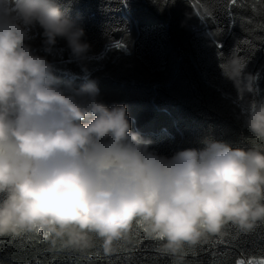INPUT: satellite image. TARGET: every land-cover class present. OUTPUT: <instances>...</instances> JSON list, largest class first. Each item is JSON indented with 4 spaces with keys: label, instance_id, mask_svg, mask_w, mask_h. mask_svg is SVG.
<instances>
[{
    "label": "clouds",
    "instance_id": "obj_1",
    "mask_svg": "<svg viewBox=\"0 0 264 264\" xmlns=\"http://www.w3.org/2000/svg\"><path fill=\"white\" fill-rule=\"evenodd\" d=\"M78 2L0 0V237L43 230L50 246L79 251L95 237L107 252L135 220L183 264L187 249L227 225L241 233L264 225V100L249 99L256 77L225 68L243 98L249 147L204 137L162 153L89 78ZM35 29L44 54L29 42ZM60 41L84 74L79 86L48 58Z\"/></svg>",
    "mask_w": 264,
    "mask_h": 264
},
{
    "label": "trees",
    "instance_id": "obj_2",
    "mask_svg": "<svg viewBox=\"0 0 264 264\" xmlns=\"http://www.w3.org/2000/svg\"><path fill=\"white\" fill-rule=\"evenodd\" d=\"M218 0H79L72 9L91 45L89 78L97 81L109 105L125 104L133 130L151 147L171 154L200 147L204 137L247 148L245 106L221 64L243 61L241 71L256 77L249 99L264 100V30L253 12L259 0H239L231 12L213 7ZM240 5H245L242 8ZM252 23L249 24L248 21ZM217 30L220 35L214 36ZM124 44L116 48L115 42ZM215 41V42H214ZM247 41V44L242 43ZM39 54V29L29 41ZM217 44L222 45L218 48ZM223 56V60L221 59ZM48 58L60 78L79 86L83 73L60 41ZM252 143H256L252 141ZM79 251L62 243L52 247L37 232L0 237L3 264H174L134 220L128 236L105 251L93 237ZM142 241V242H141ZM220 241V243H217ZM264 258V225L241 233L227 225L224 235L187 249L183 264H235Z\"/></svg>",
    "mask_w": 264,
    "mask_h": 264
},
{
    "label": "snow or ice",
    "instance_id": "obj_3",
    "mask_svg": "<svg viewBox=\"0 0 264 264\" xmlns=\"http://www.w3.org/2000/svg\"><path fill=\"white\" fill-rule=\"evenodd\" d=\"M155 2V0H154ZM239 0H218L217 4H214L213 7L214 8H218V7H225L229 10V12H231V10L236 7L238 5ZM259 5L260 7L257 8L256 6H253L252 11L253 12H259V14L262 17L261 23L259 24V28L260 30H264V0H259ZM240 7L244 8L246 7L245 5H240ZM249 24L252 23L251 20L248 21ZM221 33L219 30H217L215 33H213L214 36H219ZM215 42V41H214ZM242 43L247 44V41H243ZM115 47L116 48H122L124 47V44L120 41H116L115 42ZM217 47L220 48L222 47V45L217 44ZM221 59L223 60V56H221ZM231 63L233 65H239V67H243V61H238V60H234V59H228L226 64H221V67L223 69L226 68V66ZM242 98V97H241ZM243 99V98H242ZM137 224H139V226L144 228V225L142 222L136 221ZM39 235L40 238L44 239V240H48V234L45 233L43 230H37L36 231ZM144 232H145V228H144ZM142 242V241H141ZM217 243H220V241H217ZM235 264H264V258H242V259H237L235 261Z\"/></svg>",
    "mask_w": 264,
    "mask_h": 264
}]
</instances>
